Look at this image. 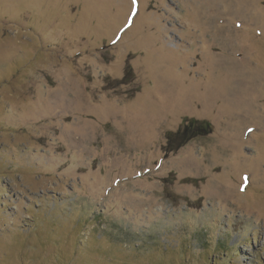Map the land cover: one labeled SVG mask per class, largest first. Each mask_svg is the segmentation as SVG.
I'll return each instance as SVG.
<instances>
[{"label":"rangeland","instance_id":"rangeland-1","mask_svg":"<svg viewBox=\"0 0 264 264\" xmlns=\"http://www.w3.org/2000/svg\"><path fill=\"white\" fill-rule=\"evenodd\" d=\"M0 264H264V0H0Z\"/></svg>","mask_w":264,"mask_h":264},{"label":"snow or ice","instance_id":"snow-or-ice-1","mask_svg":"<svg viewBox=\"0 0 264 264\" xmlns=\"http://www.w3.org/2000/svg\"><path fill=\"white\" fill-rule=\"evenodd\" d=\"M132 4L135 5L136 4V0H132ZM134 14V13H133Z\"/></svg>","mask_w":264,"mask_h":264},{"label":"trees","instance_id":"trees-1","mask_svg":"<svg viewBox=\"0 0 264 264\" xmlns=\"http://www.w3.org/2000/svg\"><path fill=\"white\" fill-rule=\"evenodd\" d=\"M198 131V130H197ZM182 137V134H180V137L179 138H181ZM188 138V137H187Z\"/></svg>","mask_w":264,"mask_h":264}]
</instances>
